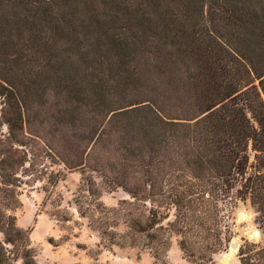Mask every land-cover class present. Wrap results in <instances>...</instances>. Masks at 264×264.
I'll return each instance as SVG.
<instances>
[{"label":"trees","instance_id":"obj_1","mask_svg":"<svg viewBox=\"0 0 264 264\" xmlns=\"http://www.w3.org/2000/svg\"><path fill=\"white\" fill-rule=\"evenodd\" d=\"M38 141L83 170L92 264L114 246L167 264L174 240L215 264L240 202L264 233V0H0V264H38L14 213ZM237 256L264 264V241Z\"/></svg>","mask_w":264,"mask_h":264},{"label":"rangeland","instance_id":"obj_2","mask_svg":"<svg viewBox=\"0 0 264 264\" xmlns=\"http://www.w3.org/2000/svg\"><path fill=\"white\" fill-rule=\"evenodd\" d=\"M7 131L6 127L3 128ZM27 175L22 185V204L15 210L17 225L30 232L32 246L36 250L38 264H92L88 251L95 250L100 240L98 232L81 217L74 203L84 176L82 169L70 170L56 157H52L42 141L31 142ZM129 198L122 189L104 191L101 200L108 206H116ZM68 209L72 220L59 222L53 215L59 202ZM257 209L248 201L240 202L234 212V236L229 247L215 256V264H240L232 244L244 240L264 241V233L257 221ZM235 239V240H234ZM99 261L104 264H162L148 251L140 248L114 246L104 250ZM167 264H190L174 240L166 257ZM16 264H22L20 261Z\"/></svg>","mask_w":264,"mask_h":264},{"label":"water","instance_id":"obj_3","mask_svg":"<svg viewBox=\"0 0 264 264\" xmlns=\"http://www.w3.org/2000/svg\"><path fill=\"white\" fill-rule=\"evenodd\" d=\"M232 247L238 249V248H239V243H238V242H234V243L232 244Z\"/></svg>","mask_w":264,"mask_h":264},{"label":"bare ground","instance_id":"obj_4","mask_svg":"<svg viewBox=\"0 0 264 264\" xmlns=\"http://www.w3.org/2000/svg\"><path fill=\"white\" fill-rule=\"evenodd\" d=\"M235 240V239H234ZM233 241V240H232ZM233 248V247H232ZM235 251L237 250L236 248L234 249Z\"/></svg>","mask_w":264,"mask_h":264}]
</instances>
